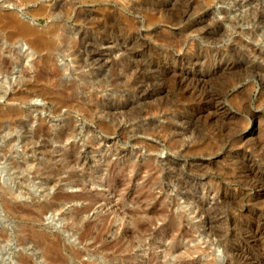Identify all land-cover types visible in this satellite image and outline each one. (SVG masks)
<instances>
[{"label":"rangeland","instance_id":"rangeland-1","mask_svg":"<svg viewBox=\"0 0 264 264\" xmlns=\"http://www.w3.org/2000/svg\"><path fill=\"white\" fill-rule=\"evenodd\" d=\"M131 1L0 0V264H264V0Z\"/></svg>","mask_w":264,"mask_h":264},{"label":"bare ground","instance_id":"bare-ground-1","mask_svg":"<svg viewBox=\"0 0 264 264\" xmlns=\"http://www.w3.org/2000/svg\"><path fill=\"white\" fill-rule=\"evenodd\" d=\"M8 2L10 1V0H7ZM32 0H20V2H22V3H29V2H31ZM173 0H168V2H172ZM176 1V0H175ZM185 1V3H187V5L190 7V6H192L193 4H195L196 3V0H184ZM204 1V0H203ZM208 2V0H205V2ZM173 3V2H172ZM184 3V4H185ZM174 4V3H173ZM173 4H171L170 3V5H173ZM169 5V3H167V0L166 1H163V0H134V1H131V3H130V7H128V8H130V10L131 11H136L137 12V14H140V16H141V18L143 19V21H141V26H144V24H148L147 26H149V25H154L153 24V22H155L156 20L155 19H160V20H162L163 22H165L167 25H169L170 27H174V28H179V29H181V27H182V22H183V18H185L184 16L182 17V16H178V15H176V17L175 16H172V14H171V12H172V9H171V7H170V9H171V12L169 11V12H167V8H166V10H165V7H167ZM146 6H150V7H152L151 8V12H155V14H150L149 12H147V10H150V7L147 9H144L143 7H146ZM176 7V5L174 4L173 5V7ZM186 6V5H185ZM140 7H142V8H140ZM127 8V9H128ZM187 8V7H186ZM129 10V11H130ZM189 10V9H188ZM130 11V12H131ZM153 12V13H154ZM184 13H186V11H184ZM173 14H174V12H173ZM187 14V13H186ZM161 16V17H157V18H155V16ZM178 16V17H177ZM6 18H7V24L9 25V26H11V27H14L17 31H19V32H24L23 30H26V29H28V27L24 24V22H22L15 14H13V13H11V14H9V15H7L6 16ZM248 18V17H247ZM157 19V20H158ZM155 20V21H154ZM226 20L228 21V18H226ZM247 20V19H246ZM132 22H133V20H131ZM153 21V22H152ZM230 21V20H229ZM87 22V21H86ZM92 22V21H91ZM131 22V23H132ZM135 22V21H134ZM239 22V21H238ZM248 22H250L249 20H248ZM130 23V22H129ZM139 23V21H137V24ZM151 23V24H150ZM86 24V23H85ZM134 24V23H133ZM235 26V25H234ZM135 27V26H134ZM151 27V26H150ZM232 27H233V23H232ZM130 28V27H129ZM131 28L133 29V26H131ZM130 28V29H131ZM148 28V27H147ZM247 34H249V35H251V36H254V35H257V32L256 33H254V32H252V31H248L247 32ZM241 45V41H236L235 42V46H240ZM249 52L251 53V54H254L255 53V51L252 49V48H250L249 49ZM249 54V53H248ZM223 55V54H222ZM229 55V54H228ZM224 59V58H223ZM10 63V61H4L3 63H2V65H1V68H0V71L2 72V71H5V69H6V67H7V65ZM261 80H263L264 81V76L263 77H261ZM30 97V95L29 94H25V99H27V98H29ZM46 99V98H45ZM47 101H49V102H51L49 99H46ZM3 203V206L6 208V210H8V211H11V212H13L12 210V206H11V204H10V202H7V201H5V200H1ZM3 207V208H4ZM42 207V206H41ZM43 208H44V206H43ZM42 209V208H41ZM45 209H46V207H45ZM45 209H42V210H45ZM46 211V210H45ZM41 212V211H40ZM43 212V211H42ZM41 214V213H40Z\"/></svg>","mask_w":264,"mask_h":264}]
</instances>
